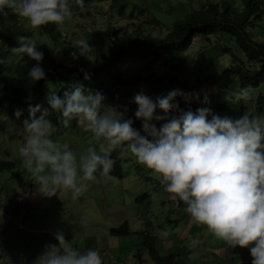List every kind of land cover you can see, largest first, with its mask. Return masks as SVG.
I'll list each match as a JSON object with an SVG mask.
<instances>
[{"label":"rangeland","instance_id":"1","mask_svg":"<svg viewBox=\"0 0 264 264\" xmlns=\"http://www.w3.org/2000/svg\"><path fill=\"white\" fill-rule=\"evenodd\" d=\"M208 1H228L240 8L242 0H92L73 5L71 19L62 23L72 29H58L61 46L69 49H57L55 55L71 68L93 67L99 57L98 49L105 50L112 36L128 35L133 41L156 42L170 32L175 21ZM261 22L262 26L249 28L248 32L253 40L264 43V14ZM20 27L31 31L37 44L50 43L37 36L25 18ZM77 39L87 40L90 47L83 59L73 53V41ZM0 57L6 58L0 65L12 74L19 57L1 43ZM241 63L247 66L246 58L228 33L212 34L207 39L197 35L191 47L176 56L139 60L126 68L127 79L140 76V81L101 93V110L123 113L125 119L133 120L132 127L139 130L141 123L133 115L137 107L133 97L142 92L155 100L172 89H180L195 92L199 97L188 104L177 97L180 109L190 108L194 112L208 107L221 116L264 117V107L257 104L258 97H264V83L255 88L244 87L237 77L223 74L229 66ZM205 96L207 103L202 102ZM15 113L0 109V264H33L45 245L57 243V230L81 251L96 249L103 255L102 264H154L141 245L144 235L155 236L158 251L174 257L176 264H235L232 255L237 257L238 264L252 258L247 247L229 248L206 226L194 223L183 205L168 199L169 194L152 171L137 163L124 148L110 153L121 162V178L105 181L98 177L89 182L90 187L77 199L64 191L45 195L22 166L18 150L25 139L22 121L26 118ZM47 118L56 124L52 139L67 143L77 157L90 145L98 150L100 142L85 124L73 120L70 126L63 127L54 116ZM124 222L128 235L112 234ZM20 223L25 230L18 229ZM181 233L187 234L183 241ZM161 242L167 251L161 249ZM219 246L221 253H217Z\"/></svg>","mask_w":264,"mask_h":264},{"label":"clouds","instance_id":"2","mask_svg":"<svg viewBox=\"0 0 264 264\" xmlns=\"http://www.w3.org/2000/svg\"><path fill=\"white\" fill-rule=\"evenodd\" d=\"M82 2L0 0V14L11 9L10 15L22 21L25 18L32 29L39 30L43 25H60L71 19L72 6ZM15 39L17 46L10 49L12 55L36 61L27 76L33 81L42 79L43 52L38 50L36 39L24 35ZM73 45L81 54L90 50L84 39L73 41ZM5 62L6 58L0 57V63ZM84 78H89L87 72ZM101 93L60 88L51 97L44 94L47 110L31 109L29 103L18 102L11 110L8 99L2 100L4 108L0 109L15 110L17 117L26 118L22 121L25 139L18 151L23 168L40 190L47 196L69 192L72 199H77L90 187L89 182L98 177L105 181L121 178V162L110 153L124 148L137 163L152 171L169 194V200L184 205L194 223L206 226L229 248L247 247L251 264H264V117L221 116L208 107L194 112L190 108L180 109L176 98L188 104L199 98L195 92L172 89L155 100L140 92L133 97L137 106L133 115L141 123L138 130L123 113L115 109L102 111ZM202 102L207 103L206 96ZM48 116H54L63 127L70 126L73 120L85 124L100 142L98 150L90 145L77 157L67 143L52 139L56 124ZM17 227L25 230L23 223ZM144 236L154 238L159 259L175 262L174 257L161 255L155 236ZM54 239L57 243L45 245L33 264H102L103 255L96 249L81 251L65 239L62 231L57 230Z\"/></svg>","mask_w":264,"mask_h":264},{"label":"trees","instance_id":"3","mask_svg":"<svg viewBox=\"0 0 264 264\" xmlns=\"http://www.w3.org/2000/svg\"><path fill=\"white\" fill-rule=\"evenodd\" d=\"M89 1L92 0H83L82 3ZM10 11L11 9H5L6 14H0V43L9 50L17 46L15 38L19 34L32 37L31 31L26 32L20 27L22 20L10 15ZM263 14L264 0H242L240 8L233 7L228 1H223L221 4L208 1L204 6L187 14L182 20L175 21L170 32L156 42L133 41L134 39L128 35L112 36L110 45L105 50L102 47L98 49L99 57L95 65L83 70L71 68L57 60L58 56L55 55L57 49L62 52L69 49L65 45L61 46V34L58 33V29L64 27L71 30L72 28L65 24L43 25L35 33L50 42L37 44L38 50L43 52L40 64L45 71V76L37 81L28 78V69L36 61L27 56L19 57L12 74H7L4 67L0 65V107L4 108L2 100L8 99L6 103L12 104L9 108L11 110L14 109L16 102L23 105L29 103L27 105L31 109L47 110L49 105L44 99V94L51 97L55 90L60 88L63 91L80 88L82 91L105 93L116 86L135 85L140 78L127 79L124 74L125 69L135 62L162 55L176 56L190 48L197 35L207 39L212 34L218 33H228L247 60V66L243 65L244 63L231 65L224 70L223 74L237 77L241 86L258 87L264 83V43L253 40L248 29L262 26ZM89 44L92 43L89 42ZM73 53L82 59L86 54V52L79 53L75 47ZM3 71L5 74L2 75ZM84 72L89 74L88 79L84 78ZM257 104L264 107V97H259ZM112 233L128 235L127 224L114 229ZM141 244L148 250L156 264H175L172 259L167 261L159 259L153 237L144 236ZM246 264H251V260Z\"/></svg>","mask_w":264,"mask_h":264},{"label":"crops","instance_id":"4","mask_svg":"<svg viewBox=\"0 0 264 264\" xmlns=\"http://www.w3.org/2000/svg\"><path fill=\"white\" fill-rule=\"evenodd\" d=\"M180 235H181V239H182V241H183V240L186 238V236H187V234H185V233H181ZM188 236H189V235H188ZM219 244H220V243H219ZM161 249L167 251L166 249L163 248V244H161ZM222 250H223V249L221 248V246H219V249L217 250V253H221ZM235 251L238 252L237 249H236ZM231 253H233V252H231ZM231 255H232V254H231ZM231 260H232L235 264H237V263H236V261H237V257H236V256H233V255H232V259H231ZM243 263H244V261H239V262H238V264H243Z\"/></svg>","mask_w":264,"mask_h":264}]
</instances>
